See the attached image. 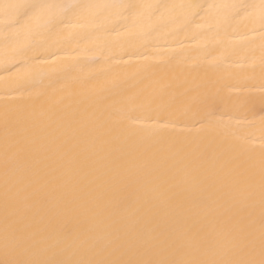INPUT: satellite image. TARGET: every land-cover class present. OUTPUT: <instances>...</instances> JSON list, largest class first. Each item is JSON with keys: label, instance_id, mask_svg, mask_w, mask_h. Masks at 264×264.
Masks as SVG:
<instances>
[{"label": "bare ground", "instance_id": "6f19581e", "mask_svg": "<svg viewBox=\"0 0 264 264\" xmlns=\"http://www.w3.org/2000/svg\"><path fill=\"white\" fill-rule=\"evenodd\" d=\"M9 2L16 0H0ZM35 2L112 7L90 10L54 36L0 31V201L5 113L26 141L70 134L76 120L83 138L101 137L114 156L131 153L177 182L203 163L226 190L243 193L248 164L264 157V28L257 13L234 16L224 6L259 0ZM190 4L204 9L178 7ZM126 5L177 7L161 8V20ZM194 11L204 18L174 22ZM149 25L155 30L146 35ZM246 203L239 195L240 216ZM259 214L257 189V237Z\"/></svg>", "mask_w": 264, "mask_h": 264}, {"label": "snow or ice", "instance_id": "6c2138e0", "mask_svg": "<svg viewBox=\"0 0 264 264\" xmlns=\"http://www.w3.org/2000/svg\"><path fill=\"white\" fill-rule=\"evenodd\" d=\"M108 7L0 3V31L23 32L29 40L54 36L86 12ZM123 7L148 10L149 17L159 13L164 20L161 8L177 6ZM224 7L234 16L257 13L264 28V0ZM201 11L174 22L196 23ZM152 30L149 25L145 34ZM15 127L5 113L0 264H264V157L258 166L248 164L246 188L238 193L226 190L203 163L177 182L175 174L152 169L131 153L114 156L101 137L83 138L80 121L73 120L70 134L45 132L30 141ZM239 195L247 202L245 216L237 210Z\"/></svg>", "mask_w": 264, "mask_h": 264}]
</instances>
